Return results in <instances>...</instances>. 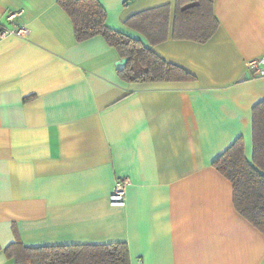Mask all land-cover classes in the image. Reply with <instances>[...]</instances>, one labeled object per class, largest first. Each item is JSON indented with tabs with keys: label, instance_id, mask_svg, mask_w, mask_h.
Returning <instances> with one entry per match:
<instances>
[{
	"label": "crops",
	"instance_id": "crops-1",
	"mask_svg": "<svg viewBox=\"0 0 264 264\" xmlns=\"http://www.w3.org/2000/svg\"><path fill=\"white\" fill-rule=\"evenodd\" d=\"M107 25L176 0H99ZM206 43L153 46L193 79L129 83L103 36L78 41L59 0H0V244L125 242L131 264H264V234L213 165L237 138L253 156L264 100V0H215ZM18 13L14 20L8 16ZM264 71V65L261 68ZM127 179L126 202H111ZM0 264H14L0 253Z\"/></svg>",
	"mask_w": 264,
	"mask_h": 264
},
{
	"label": "trees",
	"instance_id": "trees-1",
	"mask_svg": "<svg viewBox=\"0 0 264 264\" xmlns=\"http://www.w3.org/2000/svg\"><path fill=\"white\" fill-rule=\"evenodd\" d=\"M215 0H176L143 10L125 21L149 43L107 25L108 13L99 0H59L73 20L78 41L103 36L128 62L118 74L129 83L182 81L193 79L184 69L159 57L153 46L167 41L190 40L204 44L219 28ZM253 156L245 153L241 136L218 156L213 165L233 186L236 210L264 234V100L253 110ZM0 253L14 264H131L125 242L110 244H64L31 247L21 240L2 247Z\"/></svg>",
	"mask_w": 264,
	"mask_h": 264
},
{
	"label": "built area",
	"instance_id": "built-area-1",
	"mask_svg": "<svg viewBox=\"0 0 264 264\" xmlns=\"http://www.w3.org/2000/svg\"><path fill=\"white\" fill-rule=\"evenodd\" d=\"M18 15V13H12L8 16L9 20H14V18ZM29 28L26 25H15L12 29L4 28L1 30V36H7L10 34H14L21 37H26L29 35ZM264 65V59L252 60L249 63V66L253 68L256 72L264 74V71L261 69ZM127 179H118L113 188V192L111 194V202L117 205H124L126 202V191L128 185Z\"/></svg>",
	"mask_w": 264,
	"mask_h": 264
},
{
	"label": "water",
	"instance_id": "water-1",
	"mask_svg": "<svg viewBox=\"0 0 264 264\" xmlns=\"http://www.w3.org/2000/svg\"><path fill=\"white\" fill-rule=\"evenodd\" d=\"M131 1H133V0H130L129 3H131ZM127 62H128V58H121V59L117 62V65H118V66H123V65H125ZM138 264H142V262H139Z\"/></svg>",
	"mask_w": 264,
	"mask_h": 264
}]
</instances>
